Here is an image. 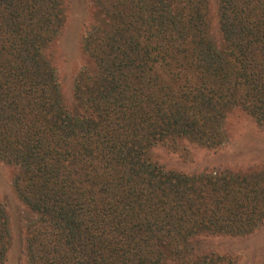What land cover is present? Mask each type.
Here are the masks:
<instances>
[{
    "label": "trees",
    "instance_id": "obj_1",
    "mask_svg": "<svg viewBox=\"0 0 264 264\" xmlns=\"http://www.w3.org/2000/svg\"><path fill=\"white\" fill-rule=\"evenodd\" d=\"M92 1L69 103L63 0H0V161L32 215L26 264H234L200 243L264 225V166L188 174L153 152L222 147L237 108L264 125V0H219V38L209 0ZM11 244L0 204V264Z\"/></svg>",
    "mask_w": 264,
    "mask_h": 264
},
{
    "label": "rangeland",
    "instance_id": "obj_2",
    "mask_svg": "<svg viewBox=\"0 0 264 264\" xmlns=\"http://www.w3.org/2000/svg\"><path fill=\"white\" fill-rule=\"evenodd\" d=\"M66 23L53 47L54 63L59 72L62 93L67 102L73 100V84L79 71L89 64L82 47L83 36L95 21L92 0H63ZM219 0H209V13L215 37L218 32ZM228 139L218 149H209L182 140L179 145H160L154 158L167 169L188 174L228 168L245 172L264 166V125L257 124L247 112L234 109L227 117ZM15 168L0 161V204L5 206L10 220L12 244L6 264H26V224L32 216L13 188ZM207 251L231 258L234 264H259L264 261V225L248 236H206L200 243Z\"/></svg>",
    "mask_w": 264,
    "mask_h": 264
}]
</instances>
